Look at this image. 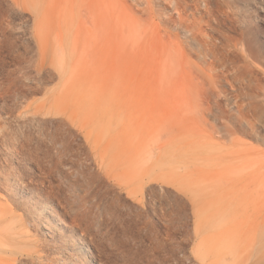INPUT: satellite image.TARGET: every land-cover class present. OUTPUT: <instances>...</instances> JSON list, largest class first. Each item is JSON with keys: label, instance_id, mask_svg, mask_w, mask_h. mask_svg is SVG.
<instances>
[{"label": "rangeland", "instance_id": "obj_1", "mask_svg": "<svg viewBox=\"0 0 264 264\" xmlns=\"http://www.w3.org/2000/svg\"><path fill=\"white\" fill-rule=\"evenodd\" d=\"M68 1L0 0L19 264H264V0ZM43 13L76 34L64 60Z\"/></svg>", "mask_w": 264, "mask_h": 264}, {"label": "bare ground", "instance_id": "obj_2", "mask_svg": "<svg viewBox=\"0 0 264 264\" xmlns=\"http://www.w3.org/2000/svg\"><path fill=\"white\" fill-rule=\"evenodd\" d=\"M54 1V0H52ZM102 2V4H104V2H106V0H100ZM69 4H73L75 2V0H69L68 1ZM77 2L74 3V5ZM107 4V3H106ZM105 4V5H106ZM66 5V4H65ZM74 5H72L74 7ZM70 6V7H72ZM69 7V6H68ZM106 14V13H104ZM69 26V25H68ZM36 37L38 38V42H39V51L41 56L46 59V58H51L52 60H64L66 57V45H68L69 50H71V52H74V50L76 49V34L72 33L71 36V32L70 29L66 26V24L63 22V20L58 19L55 15H44V13L41 16L37 17V21H36ZM69 28V30H68ZM74 31V30H73ZM75 32V31H74ZM1 87V86H0ZM5 87V86H4ZM3 88V87H2ZM6 89V88H5ZM3 89V90H5ZM2 90V89H1ZM6 91V90H5ZM4 105L5 102L2 101V99L0 98V111H4ZM9 105V104H8ZM6 106V105H5ZM10 107V106H9ZM92 122V121H91ZM120 130V129H119ZM119 130L117 132H119ZM1 131V130H0ZM124 131V129H123ZM122 132V131H120ZM125 132V131H124ZM123 132V134H124ZM118 134V133H117ZM116 134V135H117ZM118 136V135H117ZM114 136V137H117ZM123 136H121L122 138ZM112 138V137H111ZM8 145V144H7ZM5 150V149H4ZM3 153V152H2ZM5 175H2L1 177H4ZM30 193V191H29ZM30 195V194H29ZM38 196V195H37ZM32 200V199H31ZM35 200V199H34ZM35 204V203H34ZM259 206V205H258ZM53 211H55L53 209ZM55 213V212H54ZM39 218V217H38ZM262 218H264V215H262ZM10 219V218H9ZM42 219H44L42 217ZM9 221V220H8ZM44 221V220H43ZM42 221V222H43ZM7 224V223H6ZM10 225V224H9ZM43 226L47 227L48 230H50V228L43 224ZM49 235V234H48ZM43 237V236H42ZM2 238V237H1ZM0 238V264H19V262L21 261V255L25 254L26 249L18 247L13 245L10 241L5 240V238L1 239ZM52 239V238H51ZM58 241V240H57ZM56 241V242H57ZM48 242V241H47ZM52 242V241H51ZM55 242V241H54ZM49 243V242H48ZM61 243V242H60ZM66 243V242H65ZM64 243V244H65ZM89 243L87 241L84 242V244ZM56 244V243H55ZM69 244V243H68ZM59 245V244H57ZM47 246H49V244H44L43 243H37L36 244V251H44V248ZM71 246V244L69 245ZM57 247V246H56ZM74 247V246H73ZM59 248V246H58ZM63 248V247H62ZM68 249V247L66 248ZM74 250V249H73ZM65 251V250H64ZM72 251V250H71ZM30 254L32 253V251H28ZM69 251H67L68 253ZM20 253V255H19ZM41 253V252H40ZM65 252V254H67ZM72 253V252H69ZM74 253V252H73ZM76 254V253H74ZM69 255V254H68ZM66 255V256H68ZM71 256V255H70ZM43 256H39V259H42ZM69 257V256H68ZM44 259V257H43ZM41 260V264H42ZM69 261V260H68ZM66 261V262H68Z\"/></svg>", "mask_w": 264, "mask_h": 264}]
</instances>
